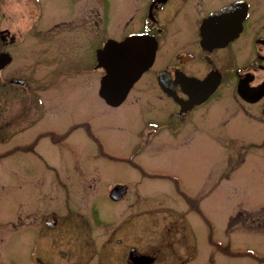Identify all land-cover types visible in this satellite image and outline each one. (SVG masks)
<instances>
[{
    "label": "flooded vegetation",
    "instance_id": "af4514ba",
    "mask_svg": "<svg viewBox=\"0 0 264 264\" xmlns=\"http://www.w3.org/2000/svg\"><path fill=\"white\" fill-rule=\"evenodd\" d=\"M68 1L72 2L67 5L64 0H58V7L54 6L56 11L47 13L42 7H35L38 0H24L30 23L21 29L19 26L12 27L15 17L5 11L4 6L13 0H0V54L9 56V62L0 69V87H8L0 89L1 97L16 92L23 111H29L31 107L39 111V107L49 103L45 104L33 91L35 86L29 83L31 77L28 73L25 75L10 67L15 60L16 47L29 38L34 44L46 33L51 35L49 42H53L55 37L70 41L72 28L79 26L80 30H84L89 27L98 31L102 24L103 0ZM116 1L120 4L115 25L120 34L113 39L120 42L131 35H142L156 42L151 65L131 86L124 101L113 107L119 108L126 105L129 99H134L136 102H132L130 109L139 114L146 112L144 121L132 136L134 144L130 154L122 158L126 165L133 164L132 158L140 154L144 146L151 148L147 157L153 159V155H162L165 151L178 152L185 144L200 137L214 141L264 143V0ZM64 31L67 33L64 34ZM100 42L103 45L104 42ZM35 55L37 57L39 53ZM33 79L39 78L33 76ZM197 81L207 82L206 87L198 86ZM204 92L207 97L200 101ZM126 106L128 108V104ZM41 116L37 114L36 124L43 121ZM236 118L259 125L263 130L262 137L257 141H245L242 135L230 134L229 124ZM87 120L74 124L70 122L71 125L64 132L47 129L35 138L30 147L34 148L37 141L43 139L53 143L49 137L51 134L68 137L78 131L87 133L94 140L97 135L90 133ZM221 126L227 129L226 134L214 131ZM95 143L101 148L98 154L101 159L105 157L112 161L117 158L103 151L98 138ZM155 143H161V150L153 145ZM152 148H157V153ZM35 157L42 160L40 154ZM146 167V173L136 169L138 173L135 174L140 175L142 179L139 181H142L133 184L135 191L140 190V193L144 190V179L169 180L173 184L175 177L162 172L165 170L161 166L158 169L151 162ZM47 169L52 175L48 177L49 189L54 182L63 187L62 174L51 166H47ZM86 173L88 175L89 171L70 173L69 180ZM119 184H126L127 192L122 198L112 201L119 204L115 220L101 217L94 210V205L88 204L81 220L73 223L69 220L72 209L68 204L40 205V201L38 204L41 207L52 209L40 211L36 217L11 214L0 219V264H71L76 256L82 255L83 260L87 254H91L92 259L98 254L100 259L94 262L91 259L86 264H168L164 256L169 249L182 251L184 248L190 251L195 247L186 220L188 213L199 215V208L194 203L186 199L184 210H177L178 214L164 221L159 230L158 220L153 219L152 210L148 208L152 206V200L134 198L127 201H133L132 205L123 209L122 204L130 193V186L124 181L114 182V185ZM164 200L178 208L173 201ZM29 203L31 205L32 202ZM201 220L204 221L202 217ZM137 227L140 235L135 234L138 233L134 231ZM174 239L177 244L169 246ZM14 241L26 247L25 262L18 253L16 258L11 257L8 247ZM2 251L7 252L5 257ZM190 256L185 261L192 260L193 255Z\"/></svg>",
    "mask_w": 264,
    "mask_h": 264
},
{
    "label": "rangeland",
    "instance_id": "374dc122",
    "mask_svg": "<svg viewBox=\"0 0 264 264\" xmlns=\"http://www.w3.org/2000/svg\"><path fill=\"white\" fill-rule=\"evenodd\" d=\"M64 1L67 5L72 2ZM102 3L104 16L98 31L89 27L80 30L77 26L70 32V41L55 37L49 42L51 35L46 33L38 42L33 44L29 38L15 49V60L10 67L22 74L28 73L29 83L35 86L33 91L49 104L39 107V111L32 107L23 111L19 94L13 91L11 96L1 97L0 92V141H3L0 142V219L11 214L36 217L40 211L52 209L40 205L68 204L72 209L69 220L74 223L81 220L87 205L93 204L101 217L115 220L119 204L108 199V190L115 181H124L129 184L130 193L125 197L123 209L132 205L133 201L127 202L131 199H151L152 206L148 208L152 210L153 219L158 220L159 230L163 223L184 210L186 199L199 208V215L188 213L186 217L195 247L190 251L169 249L164 256L168 264H264V143L214 141L200 137L185 144L178 152L165 151L162 155L158 153L160 156L153 155V159L147 157L151 148L141 143L144 148L132 158L133 164L126 165L122 161L130 154L134 144L132 136L144 121L146 112L139 114L130 109L132 102H136L134 99L127 101L128 108L125 104L109 108L97 97L100 75L93 66L95 51L101 40L116 39L120 34L115 25L120 3L116 0H103ZM58 5V0H38L35 7H42L49 13L56 11L54 6ZM37 52L39 56L36 57ZM33 76L39 79L32 80ZM37 114L43 119L39 124L35 121ZM83 119L89 120L90 133L97 135L94 140L87 133L78 131L65 139L60 135L53 139L54 144L43 139L37 141L34 148L30 147L47 129L64 132L70 122L74 124ZM224 128L221 126L214 131L226 134ZM229 128L230 134L242 135L245 141H257L263 134L259 125L241 118L232 120ZM96 138L102 142L103 151L117 157L115 160L99 157L101 148L95 143ZM153 145L161 150V143ZM157 148L152 150L157 153ZM16 149L19 150L10 152ZM39 154L42 160L35 157ZM151 162L175 178L173 184L169 180L144 179V190L140 192L143 195H140V190L133 188V184L142 181H139L142 177L135 174L138 173L136 169L146 173V166ZM47 166L62 174L63 187L54 182L49 189L48 177L52 175ZM86 171H89L88 175L74 174L76 176L69 180L70 173ZM164 198L173 201L178 208ZM134 231L138 232L139 228ZM135 234L140 235L139 232ZM176 244L174 239L169 246ZM25 249L18 241L8 247L11 257L16 258L18 253L23 256V262ZM3 254L5 257L7 252ZM190 254L193 259L185 261L191 258ZM90 256L87 254L83 260L82 255L76 256L71 264L89 263ZM99 259L95 254L92 262Z\"/></svg>",
    "mask_w": 264,
    "mask_h": 264
},
{
    "label": "water",
    "instance_id": "95a60500",
    "mask_svg": "<svg viewBox=\"0 0 264 264\" xmlns=\"http://www.w3.org/2000/svg\"><path fill=\"white\" fill-rule=\"evenodd\" d=\"M145 63L146 61L143 65ZM103 67L106 73L100 81L99 94L108 104L116 105L124 97L131 83L138 77L142 65L135 67L133 63H129L126 59L115 58L110 55ZM112 196L116 197L114 194Z\"/></svg>",
    "mask_w": 264,
    "mask_h": 264
},
{
    "label": "clouds",
    "instance_id": "9594fccd",
    "mask_svg": "<svg viewBox=\"0 0 264 264\" xmlns=\"http://www.w3.org/2000/svg\"><path fill=\"white\" fill-rule=\"evenodd\" d=\"M5 11L8 12L10 16H14L12 21V27L15 28L19 26L21 29L27 26L28 16L26 11V4L24 0H13V2L4 6Z\"/></svg>",
    "mask_w": 264,
    "mask_h": 264
}]
</instances>
